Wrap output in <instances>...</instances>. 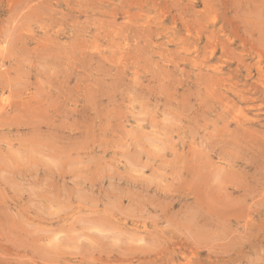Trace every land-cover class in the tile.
I'll list each match as a JSON object with an SVG mask.
<instances>
[{"label": "rangeland", "instance_id": "obj_1", "mask_svg": "<svg viewBox=\"0 0 264 264\" xmlns=\"http://www.w3.org/2000/svg\"><path fill=\"white\" fill-rule=\"evenodd\" d=\"M260 86L264 0H0V264H264Z\"/></svg>", "mask_w": 264, "mask_h": 264}, {"label": "bare ground", "instance_id": "obj_2", "mask_svg": "<svg viewBox=\"0 0 264 264\" xmlns=\"http://www.w3.org/2000/svg\"><path fill=\"white\" fill-rule=\"evenodd\" d=\"M47 45H48V44H47ZM50 47H51V46H50ZM205 64H206V63H205ZM206 65H207V64H206ZM206 65H205V66H206ZM208 65H209V64H208ZM211 66H212V65H211ZM224 76H225V75H224ZM220 77H221V74H220ZM222 78H223V77H221V79H222ZM224 78L226 79V77H224ZM219 80H220V79H219ZM259 80H260V79H259ZM223 81H224V80H223ZM223 81H222V83H224ZM225 82H226V81H225ZM228 82H229V81H228ZM228 82H227V83H228ZM249 82H251V81H249ZM233 85H234V84H233ZM235 85H236V84H235ZM241 87H242V85H241ZM258 87H259V86H258ZM260 87H261V86H260ZM235 88H236V87H235ZM251 88H252V87H251ZM243 89H244V88H243ZM243 89H242V90H243ZM256 89H257V88H256ZM261 89L263 90L262 87H261ZM263 91H264V90H263ZM236 92H237V91H236ZM241 92H242V91H241ZM243 92H244V90H243ZM233 94H234V93H233ZM249 94H250V93H249ZM261 97H262V96H261ZM234 100H235V99H234ZM242 101H243V100H242ZM248 104H249V103H248ZM248 104H247V105H248ZM234 108H235V106H234ZM234 108H233V109H234ZM236 120H238V119H236ZM236 120H235V121H236ZM230 173H231V172H230ZM232 176H233V175H232ZM215 192H216V191H215ZM222 209H224V208H222ZM212 218H213V217H212ZM216 219H217V218H216ZM222 221H223V220H222ZM222 221H221V222H222ZM130 232H132V231H130ZM138 234H139V233H138ZM143 239H145V238L143 237Z\"/></svg>", "mask_w": 264, "mask_h": 264}]
</instances>
